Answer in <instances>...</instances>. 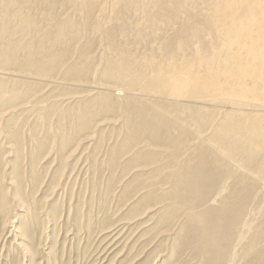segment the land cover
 I'll use <instances>...</instances> for the list:
<instances>
[{
  "label": "rangeland",
  "instance_id": "obj_1",
  "mask_svg": "<svg viewBox=\"0 0 264 264\" xmlns=\"http://www.w3.org/2000/svg\"><path fill=\"white\" fill-rule=\"evenodd\" d=\"M92 3L0 0V264H217L189 231L239 198L240 177L263 197L264 180L217 148L229 107L177 100L143 66L192 58L205 6L186 20L180 4L120 2L100 19ZM200 160L229 168L207 184ZM247 200L219 264L264 249L262 201Z\"/></svg>",
  "mask_w": 264,
  "mask_h": 264
},
{
  "label": "bare ground",
  "instance_id": "obj_2",
  "mask_svg": "<svg viewBox=\"0 0 264 264\" xmlns=\"http://www.w3.org/2000/svg\"><path fill=\"white\" fill-rule=\"evenodd\" d=\"M91 1L93 2L92 4L100 9V11H98V18L100 19L103 12L102 8L107 6L110 7L113 3L116 5L120 2L139 6H144L146 3H149L153 6L161 7L164 6V4H178L177 8H179L180 5L184 10L186 8L184 11L186 20L188 17L187 14L189 15V13H192L191 15H193L194 10L190 8V11L188 5L193 8L195 7L196 10L197 7L195 4H203L205 6L200 12L197 11L199 12L197 22L198 19L202 21L201 23L204 31H201L203 28L200 30L201 33L198 28L195 30L192 29L194 24H196V26L200 24L201 27V23H196V21H194L193 16L195 17V15L192 16L193 20L192 18L189 19L191 22H195L193 27H190L188 24L186 26L185 31L188 32L189 38L194 39L196 44H198V46L192 50V58L182 56L183 58L181 57L177 61L168 59L167 62L161 63L153 57L145 59L143 66L145 70L148 69L150 71V74L146 73V75L150 77L152 83H154V81H160L163 86L170 91L171 96L175 97L177 100H186L190 98H199L201 100L209 99L220 102L222 106L229 107L231 114L228 122L216 127L217 131V129L223 125L220 131L216 132L214 135L217 148L218 150H225V156L230 157L231 161L247 165L249 169H246L249 170L250 173L256 174L257 178H260L258 180H264V114L261 115L259 113V111H263L261 109L264 108V0ZM192 4H194V6ZM203 5L201 7H203ZM134 8L133 6V9ZM165 9H168V7ZM199 9L200 8H198V10ZM166 12L167 11H165V13ZM184 12L182 11L180 13ZM109 17L111 18L110 15ZM108 19L106 24L110 23ZM112 21L111 19V22ZM182 24H184V22H182ZM107 26H109V24ZM197 27H199V25ZM157 49H155V51ZM56 64L57 62H53L50 68L52 69ZM179 104L181 108H185V106L188 105L183 102ZM232 106L234 108H231ZM241 106H252L256 108V110L254 109L255 113H253V115H255L249 117L247 115L243 116L242 114L245 113V110L243 111ZM200 120L207 128V131L208 129L212 130V128L206 125V122L209 120L208 118L201 117ZM199 162V165L195 168L196 172L199 173L200 178L207 184L212 183L211 179L213 176L217 177L220 175L221 177L223 173H227L229 168L228 165L222 166L218 163H214L212 166L213 169L204 171V168H207L209 163L205 164L202 160ZM231 168H233V166ZM247 175L249 174H245V177H240L238 179L241 188L238 191L240 194L236 193L239 198L234 200L235 202L233 201V204H228L225 209L221 211L220 215L219 213L216 214V222L201 223L188 233V239H198L206 255L209 256L208 259L214 260L217 264L223 259V251L227 248V244L230 240L229 236H231L233 228L236 227V221H238L237 223L242 222L239 221L242 214L246 212V206H248L246 204L248 201L247 199L254 200L256 198V202L262 201L257 211L252 214L259 217V235H257L260 244L264 245V197L263 193L261 196H259L261 194L260 192L257 193V184L251 183L252 181H250V183L243 181ZM252 176L255 178V175ZM260 181L255 180V182ZM261 190L262 188L260 191ZM186 193L190 194L191 191L187 189ZM240 203H242V205H240ZM249 214L247 213V215ZM221 218L226 220L221 222ZM243 224H245V222H243ZM221 230L224 231V234ZM213 245L215 247H213ZM250 249L251 248H249V250ZM245 257H248V254ZM251 259L252 261H249L248 264H264V249L255 254L254 259Z\"/></svg>",
  "mask_w": 264,
  "mask_h": 264
}]
</instances>
